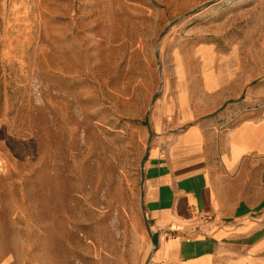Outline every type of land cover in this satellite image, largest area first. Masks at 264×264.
<instances>
[{"label": "rangeland", "instance_id": "obj_1", "mask_svg": "<svg viewBox=\"0 0 264 264\" xmlns=\"http://www.w3.org/2000/svg\"><path fill=\"white\" fill-rule=\"evenodd\" d=\"M211 48L264 115V0H0V264L142 261L150 109Z\"/></svg>", "mask_w": 264, "mask_h": 264}, {"label": "crops", "instance_id": "obj_2", "mask_svg": "<svg viewBox=\"0 0 264 264\" xmlns=\"http://www.w3.org/2000/svg\"><path fill=\"white\" fill-rule=\"evenodd\" d=\"M206 53L194 84L174 51L176 80L150 109L138 264H264V115L243 109L234 54Z\"/></svg>", "mask_w": 264, "mask_h": 264}]
</instances>
